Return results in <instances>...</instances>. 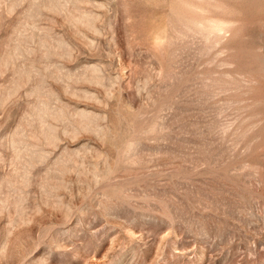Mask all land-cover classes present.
Returning a JSON list of instances; mask_svg holds the SVG:
<instances>
[{"label":"rangeland","instance_id":"1","mask_svg":"<svg viewBox=\"0 0 264 264\" xmlns=\"http://www.w3.org/2000/svg\"><path fill=\"white\" fill-rule=\"evenodd\" d=\"M0 264H264V0H0Z\"/></svg>","mask_w":264,"mask_h":264}]
</instances>
